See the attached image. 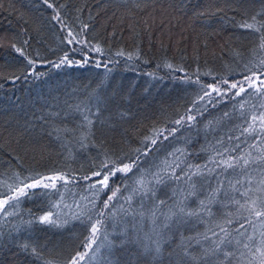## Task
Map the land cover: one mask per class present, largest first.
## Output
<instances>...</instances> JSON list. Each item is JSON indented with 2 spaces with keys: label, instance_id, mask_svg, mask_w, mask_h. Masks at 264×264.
Listing matches in <instances>:
<instances>
[{
  "label": "trees",
  "instance_id": "obj_1",
  "mask_svg": "<svg viewBox=\"0 0 264 264\" xmlns=\"http://www.w3.org/2000/svg\"><path fill=\"white\" fill-rule=\"evenodd\" d=\"M49 2L0 0V200L18 197L0 209V264H70L78 253H87L79 264H260L253 249L264 239V215L255 214L264 211V85L209 89L261 76L264 0ZM65 55L71 63L54 66ZM83 114L93 120L84 146ZM55 127L71 131L57 139ZM241 157L247 166L226 167ZM113 161L132 170L109 175L105 187L99 181L115 172ZM53 176L64 179L17 191ZM141 178L152 181L157 203L166 201L157 223L180 201L194 213L173 217L159 254L145 247L155 248L145 236L151 201H133L145 213L139 238L125 212ZM49 210L57 226L28 223Z\"/></svg>",
  "mask_w": 264,
  "mask_h": 264
},
{
  "label": "snow or ice",
  "instance_id": "obj_2",
  "mask_svg": "<svg viewBox=\"0 0 264 264\" xmlns=\"http://www.w3.org/2000/svg\"><path fill=\"white\" fill-rule=\"evenodd\" d=\"M44 3L47 5L48 8H52L53 5L52 3L49 2V0H44ZM58 18V17H54ZM241 27L243 28H248L251 29L253 28L252 24L249 23H244L241 25ZM257 31H259V29H257ZM69 35H71V33H69ZM259 40H260V48L264 49V33H262L259 36ZM71 42V41H69ZM25 44H27L28 42L25 41ZM12 47L14 48V50L21 56L23 57L26 61L28 65H35V61L30 59L28 56L25 55L24 51L19 48L16 47L15 44L12 45ZM97 51H99V49H97ZM123 53H118V55H122ZM129 59H132L131 56L128 57ZM71 63V61H68L67 55H65V57H63L58 63H56L54 66L56 67H60V65L64 64V63ZM262 65H264V61L261 62ZM99 67V64L97 65ZM106 67V65H105ZM169 67H171V65H169ZM34 67L33 69H31L29 71V75L32 74V72H34ZM260 75L264 76V67H262L260 69ZM37 76H39V74L37 73ZM253 76H256V73L254 72L252 76H249L247 79L249 80V85L250 86H254L255 81L253 80ZM20 79V77H13V83L15 82V80ZM256 79H260L259 76H256ZM260 83L262 85H264V80H260ZM232 88H236L237 85L236 84H232L231 85ZM213 91H217V89H213ZM240 91L243 92L244 88H240ZM207 95V93H206ZM236 95H239V93H236ZM77 111H80L79 106H77ZM227 115V113L225 114ZM260 120L262 122H264V113L260 114ZM188 119H192V117H188ZM257 119V117L253 116V120ZM177 123H179V121H177ZM92 125H93V120L90 116L83 114V122L81 124V128H86L87 132L82 133L80 136V142L82 144V146L85 145V141H87L88 137L90 135H92ZM251 130H252V126L249 125V127L247 129H245V131H248L251 134ZM71 130L68 128H59V127H55L52 129V131L49 132V135H56L57 139H60V133L64 132V133H69ZM153 143H155V140H153ZM259 159L264 160V154H261V156L259 157ZM242 161V164L240 163ZM113 164V166L115 167V172L111 171V169L109 170V174H106L103 176V178L99 181V183H101L102 185H104L105 187H107V182L109 179V175H115L116 172H129L132 170V164H124L122 167L116 165V162H111ZM249 164V159H246L244 157H241L238 161L236 165H233L230 161H226L225 165L228 168H233L236 166H247ZM107 166V164L105 165ZM199 172V169L196 170V172H193L192 175H196ZM94 175H100L99 172H96ZM58 179H64L63 176H53V177H43L42 179H36L34 180V182L32 183H28V184H23V187H20L17 189V191L19 192L20 195H25V188H51V187H55L54 183H44V180H49V181H55ZM155 183L159 184L161 183V180L159 178H155ZM23 183V182H22ZM65 183H67V181H65ZM137 187L134 188L131 193L129 194L128 197H126V203L128 204V208L125 209V212L132 216L133 218V222H132V228H133V232L137 235V238H139V233L142 229V225H143V220L145 218V213L143 211H137L135 208H133V201L135 199V197L139 196L140 197V205L141 208L145 207L144 201L148 200L151 201V206L149 208V211L151 213L150 217H148L151 220V232L150 233H145V236L149 239V240H153L154 244H155V248H151L149 246H145L147 251H155L157 254L160 253L161 250V240H162V232L164 229H170L173 225H172V221H173V217H181L183 215H187V216H191L194 215L193 212H186L185 211V206L183 205V201L178 202L175 207L178 208V212L174 211L172 207L169 208L167 213H160V215H163L164 220L161 223H157V221L159 220V216H158V212L160 209L161 205L166 204L165 200H159L158 203L155 199H153L156 195V191L157 189L153 186L152 181L151 180H146L145 178H141L139 179L137 182ZM194 193H189V195H193ZM116 193L113 192L112 196H115ZM112 196L108 197V200L111 201L112 200ZM9 200H18L17 196H10L8 199L5 200H0V209H3L4 205H7ZM203 201H201V205H203ZM253 204H255V201H253ZM53 207H59V205H54ZM105 208L108 207V204L105 203L104 205ZM12 213L9 212H5L4 215L8 216L11 215ZM255 214L257 216H261L264 215V211H256ZM101 216L104 215L103 212L100 213ZM139 216L140 220L136 221V217ZM55 217V218H54ZM58 220H59V216L57 215V213L49 210L47 213L40 215L39 217H34L32 220H30L28 223L32 224V223H38L40 225H51V226H57L58 224ZM180 220L177 221V223H179ZM102 226V222L100 220H97L95 223H92L90 225V232L91 235L89 237V240L91 243H94L96 238H97V233L100 231V227ZM125 233L127 232V225H125L124 228ZM264 235V234H262ZM155 238V239H153ZM105 239H107V237H105ZM129 239H131V237L129 236ZM250 241L252 240V237L248 238ZM91 243L88 245L89 247L91 246ZM21 250L24 251L25 253H29L31 254L34 258L36 259H41L40 256V252L38 250V247L33 246L29 243H23L20 245ZM245 248L249 249V251H252V247L253 245L250 244H245L244 245ZM255 251L257 253H259L260 255V264H264V239H261L259 246L255 247ZM87 255V253H78L76 257L72 258L70 261V264H79L80 260H83L84 257ZM225 255H229V253H225ZM183 256H190V253L188 252V250L185 248L183 250ZM256 257L254 256L253 259H255ZM193 259H195L193 257Z\"/></svg>",
  "mask_w": 264,
  "mask_h": 264
},
{
  "label": "rangeland",
  "instance_id": "obj_3",
  "mask_svg": "<svg viewBox=\"0 0 264 264\" xmlns=\"http://www.w3.org/2000/svg\"><path fill=\"white\" fill-rule=\"evenodd\" d=\"M89 55V53H87V56ZM252 76V75H251ZM257 76H259V74L257 75ZM249 77V76H248ZM248 77H244V78H241V79H239V80H235L234 82H225V81H223V83L222 84H215V86H211L210 87V89H209V91L211 92V93H219V92H221V91H223V92H230V90H232V89H235V88H232L231 87V85L232 84H236L237 85V87H236V89H238V90H240V88H247L248 86H249V80L247 79ZM260 77V79H256V76H253V80L255 81V84H254V86H251V87H255V85L257 84V82L261 85V86H263L261 83H260V80H264V77H261V76H259ZM226 86V87H228V88H226L225 90L224 89H222L223 88V86ZM213 89H217V91H213ZM48 182H52V181H49V180H47ZM43 182H45V181H43ZM253 251H254V253L257 255V256H259L260 257V255H259V253H257L256 251H255V248L253 249Z\"/></svg>",
  "mask_w": 264,
  "mask_h": 264
}]
</instances>
